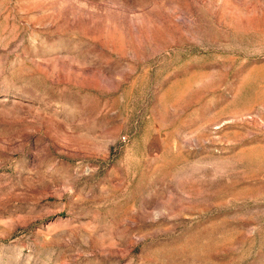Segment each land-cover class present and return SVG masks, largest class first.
<instances>
[{"label":"rangeland","instance_id":"1","mask_svg":"<svg viewBox=\"0 0 264 264\" xmlns=\"http://www.w3.org/2000/svg\"><path fill=\"white\" fill-rule=\"evenodd\" d=\"M0 264H264V0H0Z\"/></svg>","mask_w":264,"mask_h":264}]
</instances>
